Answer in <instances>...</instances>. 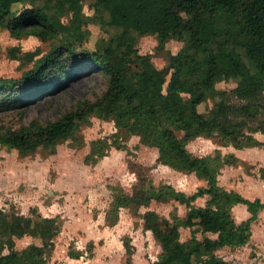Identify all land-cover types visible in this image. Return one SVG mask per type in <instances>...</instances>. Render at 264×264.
I'll use <instances>...</instances> for the list:
<instances>
[{
    "label": "trees",
    "instance_id": "trees-1",
    "mask_svg": "<svg viewBox=\"0 0 264 264\" xmlns=\"http://www.w3.org/2000/svg\"><path fill=\"white\" fill-rule=\"evenodd\" d=\"M21 1L0 0V30L57 44L35 60L36 51L24 52L27 60H34L32 67L17 78H0V112L17 111L22 117L29 102L90 70L98 71L106 85L102 93L79 99L56 118L0 124V143L26 155L67 139L93 113L113 117L119 127L156 146L162 163L206 181L190 194L168 183L148 188L140 184L132 194L115 198V209L151 200H176L188 207L183 218L173 221L154 210L144 212L145 226L161 246L155 264H226L217 249L248 241L250 221L264 201L219 184L221 166L227 163L219 151L196 156L186 144L196 136L218 133L239 149L264 146L253 135L264 134V0H91L92 13L83 10L85 0H31L30 6L14 11L12 5ZM90 23L111 29L95 49L83 46ZM142 34H155L159 47L171 38L182 40L183 46L177 53L168 52L166 65L158 68L150 54L136 48ZM229 80H237L229 91L216 87ZM215 97L219 100L206 112L198 110L200 103ZM203 196L205 205H196ZM238 203L247 206L250 221L235 222L231 209ZM181 227H197L215 237L193 235L182 241ZM58 230L55 217L33 220L0 208V264H47ZM24 235L41 243L17 250L14 238Z\"/></svg>",
    "mask_w": 264,
    "mask_h": 264
},
{
    "label": "rangeland",
    "instance_id": "rangeland-1",
    "mask_svg": "<svg viewBox=\"0 0 264 264\" xmlns=\"http://www.w3.org/2000/svg\"><path fill=\"white\" fill-rule=\"evenodd\" d=\"M90 1L83 2L87 13L93 12ZM30 5L31 0H22L12 9L20 11ZM89 29L90 35L83 43L88 49H95L97 42L110 37L111 29L106 26L90 23ZM55 44L56 41H42L34 35L17 38L8 29H1L0 78L21 76ZM135 45L139 53L150 54L154 65L162 68L168 52L177 53L183 41L171 38L159 47L155 34H142L137 35ZM238 50L254 71L244 50ZM26 51H36L34 60H27ZM14 53L21 58H15ZM236 84L237 80L221 81L216 87L229 91ZM105 85L104 77L95 70L73 76L52 93L29 102L22 117L17 111L0 112V124L15 126L33 118H56L79 99L102 93ZM217 100L219 97L207 99L198 105V110L206 112ZM253 135L264 140L260 132ZM186 147L196 156L219 151L227 161L218 174L219 184L251 200L264 201V146L239 149L215 133L196 136ZM167 183L190 194L206 181L162 163L156 146L144 142L139 133L119 127L113 117L93 113L67 139L26 155L0 143V208L33 220L45 216L57 219L59 230L53 238L54 247L47 252V264H155L161 246L146 228L144 212L154 210L173 221L175 217L183 218L188 207L176 200H151L148 205L131 204L118 209L113 203L118 195L132 194L140 184L148 188ZM206 201L207 196L199 197L195 204L205 205ZM231 212L237 224L250 221L251 213L242 203L235 204ZM249 233L245 244L221 247L216 254L226 264H264V208L250 221ZM193 235L199 239L204 235L215 237L212 233L203 234L197 227H181L182 241ZM14 239L17 250L41 243L31 235Z\"/></svg>",
    "mask_w": 264,
    "mask_h": 264
},
{
    "label": "crops",
    "instance_id": "crops-1",
    "mask_svg": "<svg viewBox=\"0 0 264 264\" xmlns=\"http://www.w3.org/2000/svg\"><path fill=\"white\" fill-rule=\"evenodd\" d=\"M251 148H254V147H251ZM234 150H237V149H234Z\"/></svg>",
    "mask_w": 264,
    "mask_h": 264
}]
</instances>
